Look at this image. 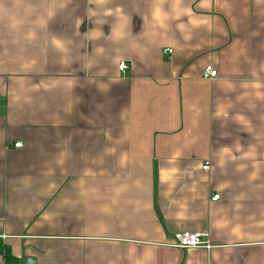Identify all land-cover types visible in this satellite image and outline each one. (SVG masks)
Segmentation results:
<instances>
[{
    "label": "crops",
    "instance_id": "obj_1",
    "mask_svg": "<svg viewBox=\"0 0 264 264\" xmlns=\"http://www.w3.org/2000/svg\"><path fill=\"white\" fill-rule=\"evenodd\" d=\"M0 235L20 264H264V0H0Z\"/></svg>",
    "mask_w": 264,
    "mask_h": 264
},
{
    "label": "built area",
    "instance_id": "obj_2",
    "mask_svg": "<svg viewBox=\"0 0 264 264\" xmlns=\"http://www.w3.org/2000/svg\"><path fill=\"white\" fill-rule=\"evenodd\" d=\"M164 55L170 56L172 54V49L166 48L163 50ZM127 68L126 64L121 63L119 65L120 71H125ZM217 71L210 65L206 66L203 70L202 77L205 80H213L217 78ZM21 143L18 142L14 144V148H20ZM203 170L208 169V163H205L204 166L202 167ZM220 199L219 194H213L210 197V200L212 202H216ZM6 237L4 235H0V240L5 239ZM170 246L174 248H179V249H198V248H203V249H210L211 246L209 244V241L204 238L202 234L198 233H177L173 237V241L170 244Z\"/></svg>",
    "mask_w": 264,
    "mask_h": 264
},
{
    "label": "trees",
    "instance_id": "obj_3",
    "mask_svg": "<svg viewBox=\"0 0 264 264\" xmlns=\"http://www.w3.org/2000/svg\"><path fill=\"white\" fill-rule=\"evenodd\" d=\"M0 253L3 257L4 264H20L19 260L16 259L14 256H12L10 251L5 246L1 245V243H0Z\"/></svg>",
    "mask_w": 264,
    "mask_h": 264
},
{
    "label": "water",
    "instance_id": "obj_4",
    "mask_svg": "<svg viewBox=\"0 0 264 264\" xmlns=\"http://www.w3.org/2000/svg\"><path fill=\"white\" fill-rule=\"evenodd\" d=\"M26 264H29V260L26 261Z\"/></svg>",
    "mask_w": 264,
    "mask_h": 264
}]
</instances>
